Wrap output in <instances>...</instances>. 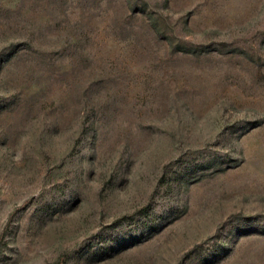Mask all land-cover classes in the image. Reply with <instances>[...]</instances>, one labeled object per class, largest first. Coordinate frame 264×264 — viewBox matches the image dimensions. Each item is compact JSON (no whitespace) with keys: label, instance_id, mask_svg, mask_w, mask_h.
I'll use <instances>...</instances> for the list:
<instances>
[{"label":"rangeland","instance_id":"374dc122","mask_svg":"<svg viewBox=\"0 0 264 264\" xmlns=\"http://www.w3.org/2000/svg\"><path fill=\"white\" fill-rule=\"evenodd\" d=\"M62 263L264 264V0H0V264Z\"/></svg>","mask_w":264,"mask_h":264},{"label":"trees","instance_id":"16d2710c","mask_svg":"<svg viewBox=\"0 0 264 264\" xmlns=\"http://www.w3.org/2000/svg\"><path fill=\"white\" fill-rule=\"evenodd\" d=\"M151 22H152L153 27H154L155 30L157 31V33H158L159 35L163 36V35H162L163 33H162V31H161L159 25L157 24L156 20H155L153 17H151ZM170 45H171V47H174V48H176V49H180V50H184V51H191V50H192V49H189V48H187V47L175 46L172 40H170ZM65 261H66L65 259H62V262H63V263H64ZM63 263H62V264H63Z\"/></svg>","mask_w":264,"mask_h":264}]
</instances>
